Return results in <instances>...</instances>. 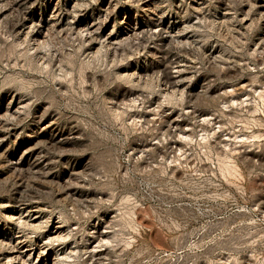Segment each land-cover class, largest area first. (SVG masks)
Masks as SVG:
<instances>
[{"label": "rangeland", "instance_id": "374dc122", "mask_svg": "<svg viewBox=\"0 0 264 264\" xmlns=\"http://www.w3.org/2000/svg\"><path fill=\"white\" fill-rule=\"evenodd\" d=\"M0 264H264V0H0Z\"/></svg>", "mask_w": 264, "mask_h": 264}, {"label": "bare ground", "instance_id": "6f19581e", "mask_svg": "<svg viewBox=\"0 0 264 264\" xmlns=\"http://www.w3.org/2000/svg\"><path fill=\"white\" fill-rule=\"evenodd\" d=\"M18 243H19V242H18ZM19 245H20V244H16V245L14 246V248H15V251H14V252H17V253H18V255H17L18 257H19L20 254L23 253V251H21V250L19 249V248H20ZM14 248H13V249H14ZM21 257H22V255H21ZM14 259H15V258H14ZM17 259H18V258H17Z\"/></svg>", "mask_w": 264, "mask_h": 264}]
</instances>
